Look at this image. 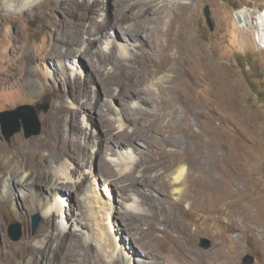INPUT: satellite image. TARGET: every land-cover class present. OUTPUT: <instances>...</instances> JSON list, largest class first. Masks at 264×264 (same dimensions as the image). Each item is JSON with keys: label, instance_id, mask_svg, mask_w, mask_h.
<instances>
[{"label": "bare ground", "instance_id": "1", "mask_svg": "<svg viewBox=\"0 0 264 264\" xmlns=\"http://www.w3.org/2000/svg\"><path fill=\"white\" fill-rule=\"evenodd\" d=\"M2 1L8 10L41 16L46 33L28 52L22 43L23 33H16L11 49L18 60L9 72V80L2 82L11 93L0 95V108L39 95L40 98L56 89L64 91L71 86L74 91L56 97L58 103L47 116L45 130L39 138L26 141L21 135L12 147L0 142V199L11 205L21 220L25 216L15 204L16 194L21 192L27 210L40 212L45 218L36 237L22 245L8 244L5 252L0 251V264H80L79 259L82 264H129L124 254L115 257L112 248L117 246V241L110 238V232L98 250L86 232L88 228L96 230L94 222L99 219L101 224L96 225L104 230V214L109 210L119 212L123 220V227L121 223V228L115 230L133 235L131 240L144 247V255L154 259L149 264H233L242 247L230 233L242 228L244 242L250 240L254 208L255 218L264 224L263 196L251 200L253 205H237L242 201L237 197L235 176L229 165L238 168L249 182L250 158L238 150L232 134L217 124L225 115L228 119L238 112L235 75L216 60L219 45L206 50L198 44L195 3ZM103 10L107 14L105 19H101ZM57 11L64 15L58 23L52 18ZM238 15L244 19L239 24L242 29L258 28L257 40L264 48V15L254 19L247 10H240L236 18ZM5 22L18 24L17 18L8 14ZM105 38L111 43L109 50L100 47ZM72 59L78 62H69ZM51 80L57 86L48 84ZM103 96L109 99L105 103ZM112 99L121 103L125 119L135 126L133 131L115 133V123L109 117L113 111ZM49 101L50 97L46 96L38 104ZM131 101L140 105L132 108ZM91 110L95 114H90ZM83 113L90 121H96V114L99 115L104 129L100 141H94L80 124ZM196 120L202 123L199 130ZM95 144L99 149L92 154ZM126 147L133 149L139 160L122 159L118 167L134 166L123 174L104 153L116 154ZM93 159L99 173L115 178L106 182L126 192L121 193L123 198L130 199L127 192L136 186H145L138 194L144 197L143 205L152 214L137 215L135 210L123 213L118 207L116 210L107 205L95 206L94 183L88 191L80 165L81 161L89 163ZM188 165L194 169L189 189L176 200L171 191H182ZM106 191L107 196L113 194L110 189ZM72 199L74 206H70L81 210L82 218L67 213L75 227L56 224L64 206ZM112 213L109 212V218L114 225L117 218ZM195 220L209 224L208 230L221 241L214 252L196 248L197 234L192 230ZM2 222L7 223V219ZM240 222L245 223L243 227ZM135 232H141L140 238ZM110 257L112 260L108 261Z\"/></svg>", "mask_w": 264, "mask_h": 264}, {"label": "rangeland", "instance_id": "2", "mask_svg": "<svg viewBox=\"0 0 264 264\" xmlns=\"http://www.w3.org/2000/svg\"><path fill=\"white\" fill-rule=\"evenodd\" d=\"M106 1V0H102ZM184 3L194 2L196 8H198L197 13L195 14L194 21L196 24L195 37L199 45H201L206 50H210L213 45H219V52L217 54L216 60L227 70L231 71L235 75V82L237 86V111L234 117H228L225 115L222 120L217 121L218 125H223L224 129L228 133L232 134L234 139L235 146L242 153L246 154L250 162L251 170V180L247 182L244 177L240 174V170L235 166H230V169L233 171L235 176V191H237V197L241 199L242 202H238L237 205L246 204L253 205L254 203L251 200L256 199L257 196H263V207H264V48L259 46L258 43V28L255 30L242 29L239 26V23L236 18V14L240 10H247L252 13L254 19L258 18L260 15H264V0H181ZM211 8L212 20L215 25V29L212 30L208 24L207 17L205 15L206 7ZM15 16L18 20V24L14 26L11 23L5 22L6 15ZM106 11L101 12V19L106 18ZM54 17V18H53ZM53 21L58 23L61 22L64 18V15L61 11H57L52 15ZM20 27V28H19ZM21 31L22 43L27 46V52L31 49H34L37 42H41L42 37L46 33L44 28V22L41 16L33 15H23V11H11L5 7L4 2H0V95H7L11 93V90L3 87L2 82H7L9 79V72L13 65L18 60V55L13 52L11 49L12 40L15 39L16 33ZM23 37V38H22ZM6 41V42H5ZM131 48L132 46L126 45ZM100 47L110 49L111 43L106 38L100 44ZM175 54H178L175 51ZM78 62L77 60H69V62ZM71 63H69L70 65ZM44 67V66H43ZM73 67V66H72ZM51 69V67H50ZM75 71H72L73 73ZM85 78L86 76L83 75ZM169 78V77H168ZM50 85L58 84L55 80H51ZM59 87V86H58ZM97 89L96 86H94ZM74 91L73 87H65L64 91L61 89H56L53 93L48 91L44 93L40 98L34 99L31 97L29 99H24L18 103H11L4 107L0 108V142L5 144L6 147H12L15 145L16 138L18 136H23L26 141L31 139L39 138L45 130V122L47 116L50 114L54 105L58 103L57 96L71 95ZM46 96L50 97L51 110L48 113L41 114V125L42 132L39 135L28 137L26 131V117H18L17 125H20L22 130L20 133H17L12 137L11 143L8 141L6 136V131L2 123L1 115L6 112H18L19 109L23 106H33L36 107L39 101L43 100ZM109 100L106 96H103L102 103ZM112 113L110 118L115 123V133H119L124 130L133 131L135 126L129 123L125 117L124 113L121 111V103L117 99H112ZM138 101L132 102L131 107L135 108L139 106ZM40 110H43V107H39ZM108 108H105L107 112ZM151 112L152 109H149ZM88 114V113H87ZM90 114H95L92 110ZM99 115L96 114V121H90L88 115L85 113L81 114L80 124L84 129L92 136V139L96 142L100 141L103 133V127L98 119ZM227 119V120H226ZM225 121V122H223ZM227 122V123H226ZM230 122V123H229ZM196 129L201 128V121L196 120ZM222 123V124H221ZM226 125V126H225ZM123 126V128H121ZM107 145H105V148ZM98 147L95 144L92 149V154H95L98 151ZM248 150V151H247ZM104 157L114 163V166L119 172L123 174L128 173L134 168L133 165L127 164L118 167L120 161H125L126 158L131 157L132 162H137L139 156L135 154L133 149L126 147L125 149H119L118 153L113 154L111 152H105ZM87 163L81 161L80 165L82 166L81 174L87 179L86 187L88 191L90 190L91 183H94L93 188L95 195L92 200L97 204L98 207L107 205L118 210H121L123 213H127L130 210H135L136 214H142L143 212L152 214L151 209L148 206L143 205L144 197L139 195L140 190L144 191L145 186L142 184L135 187V190L127 192V195L131 196L130 199H125L121 196L123 192L121 189L114 187L109 182L114 180L112 176H104L99 173L96 169L95 164L92 162ZM241 162H244V160ZM70 163V162H69ZM123 163V162H120ZM73 166L74 163L71 162ZM194 173V169L191 165H188V172L185 178V184L182 191H171L172 198L178 200L182 198L189 189V180ZM96 176V177H95ZM98 178V182L95 181V178ZM112 177V178H111ZM79 178V177H77ZM110 178L109 182H106ZM172 180V176L169 177V180ZM96 184V185H95ZM113 193L110 196H107L106 193L108 190ZM148 189V188H147ZM91 196L93 193L89 192ZM120 193V194H119ZM126 194V192H123ZM21 192L16 194L15 204L22 215L25 217L21 220L18 219L15 209L11 205H7L2 202L0 199V251H6V246L8 244L12 245H22L29 240V238L36 237L44 222L45 218L40 212H29L25 207L24 199L21 195ZM156 196H160L156 191H154ZM83 196V194H82ZM68 201V200H66ZM73 199L68 201L69 205L64 206L63 215L56 220V224H61L67 226L68 228L73 226V221L68 219L67 213L70 217L82 218V211L77 208H72L70 205H73ZM186 207L190 208V203L186 202ZM96 206V205H95ZM117 210V209H116ZM254 210H256L254 208ZM252 210L253 215V225L252 233L250 234V240L244 242L243 236L244 233L242 228L238 232L230 233L234 236L237 242L241 245L242 250L238 254L236 261L233 264H245V258L248 255H251L256 258L255 264H264V224L261 223L257 218H255L256 213ZM112 213L113 218H117L113 221L110 214ZM39 214L41 216V222L36 232L33 230V218ZM89 214V213H88ZM246 210L243 208L242 217L245 218ZM106 218L104 219V230L96 224H99L101 219L98 221L95 220V228L97 230L88 228L86 232L91 235V240L93 241V246L98 250L103 243L104 239L107 236V232H110V238H114L117 241V246L112 248V251L115 250L116 258L124 254V256L129 261V264H149V262L154 261L153 258H149L143 253L144 247L138 244L137 242L131 240L133 235L129 232L116 231L115 228L120 229L121 223L123 227V220L120 217L119 212L108 211V214H104ZM118 216V217H117ZM7 219V223L2 222V219ZM84 218V217H83ZM239 219V217H237ZM84 222H87L84 220ZM112 222V223H111ZM15 224L22 225V238L19 241H14L11 237V227ZM101 224V223H100ZM245 223L240 222V227H243ZM81 225V224H79ZM113 225V226H112ZM209 224H203V221H193L192 230L197 234L196 239V248L202 252H214L220 246L221 241L218 236L213 232L208 230ZM75 227V226H73ZM72 227V228H73ZM106 227V230H105ZM110 227V228H109ZM114 227V228H113ZM164 228L163 225L160 226ZM112 228V229H111ZM110 229V230H109ZM94 231V232H93ZM136 237L142 235L141 232H135ZM97 234V235H96ZM96 236V237H95ZM103 238H101V237ZM85 238L87 236H84ZM88 238V237H87ZM108 238V237H107ZM208 239L211 241V247L206 249L202 246V241ZM96 240V241H95ZM103 241V242H102ZM99 244V245H98ZM100 246V247H99ZM109 250V248H108ZM107 250V251H108ZM109 251L107 255H109ZM112 258H108V261H111ZM90 261V260H89ZM79 263L82 264V259H79ZM175 264V263H167Z\"/></svg>", "mask_w": 264, "mask_h": 264}, {"label": "water", "instance_id": "3", "mask_svg": "<svg viewBox=\"0 0 264 264\" xmlns=\"http://www.w3.org/2000/svg\"><path fill=\"white\" fill-rule=\"evenodd\" d=\"M205 15L207 17L208 24L212 30L215 29L214 22L212 20V12L211 8L208 6L205 9ZM237 21L239 24L244 22V19L241 15L237 16ZM43 107V110H40L39 107ZM51 108L50 101L44 104H39L36 107L33 106H23L19 109L18 112H6L1 115L2 123L4 125L6 136L8 137V141L11 143L12 137L15 134L20 133L22 128L20 125H17L18 117L25 116L26 117V131L28 137L39 135L42 132L41 125V114L47 113ZM41 222V216L37 214L33 218V230L37 231ZM11 237L14 241H19L22 238V225L15 224L11 227ZM211 241L208 239H204L202 241V246L206 249L211 247ZM245 264H255L256 258L248 255L245 258Z\"/></svg>", "mask_w": 264, "mask_h": 264}]
</instances>
